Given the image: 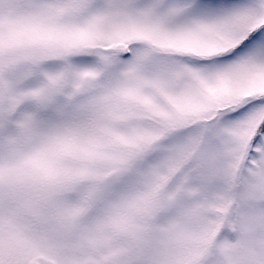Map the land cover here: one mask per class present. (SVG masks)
I'll return each mask as SVG.
<instances>
[{
  "label": "rangeland",
  "instance_id": "1",
  "mask_svg": "<svg viewBox=\"0 0 264 264\" xmlns=\"http://www.w3.org/2000/svg\"><path fill=\"white\" fill-rule=\"evenodd\" d=\"M0 264H264V0H0Z\"/></svg>",
  "mask_w": 264,
  "mask_h": 264
},
{
  "label": "water",
  "instance_id": "2",
  "mask_svg": "<svg viewBox=\"0 0 264 264\" xmlns=\"http://www.w3.org/2000/svg\"><path fill=\"white\" fill-rule=\"evenodd\" d=\"M125 53H127V50H125Z\"/></svg>",
  "mask_w": 264,
  "mask_h": 264
}]
</instances>
